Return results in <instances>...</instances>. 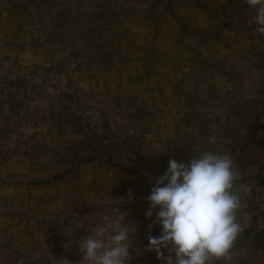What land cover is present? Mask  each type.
Returning a JSON list of instances; mask_svg holds the SVG:
<instances>
[{"label":"rangeland","instance_id":"rangeland-1","mask_svg":"<svg viewBox=\"0 0 264 264\" xmlns=\"http://www.w3.org/2000/svg\"><path fill=\"white\" fill-rule=\"evenodd\" d=\"M111 1L118 0H0V242L3 235L13 239L5 233L16 228L21 254L39 249L15 264L30 258L34 263L45 258L48 264H78L79 240L91 235L95 226L110 230L113 209L120 208L125 222L135 225L129 262L149 244L157 209L152 219L145 213L156 179L171 159L186 163L201 151L231 154L237 188L251 187L250 196L240 193V210L255 206L264 214V129L257 131V143L248 138L253 119L264 114V73L254 64L258 56L264 58V39L252 29L244 32L245 22L230 30L226 42L211 45L195 60L196 53L180 42L179 22L165 15L158 20L168 34L155 39L148 53L141 42L152 41L162 26H150L158 1L121 0L134 7L130 18L120 6L114 12L124 18L123 24L110 21L113 10L102 19L100 7ZM165 1L174 3L186 27H203L212 15L193 8V0ZM198 1L224 20L234 10L250 15L255 9L246 8L244 0ZM143 15L151 18L140 24ZM116 38L124 45L129 42L131 53L110 45ZM65 42L80 55L69 56ZM85 46L89 51H82ZM126 54L145 59L132 57L131 62ZM157 55L159 71L148 65ZM210 63L221 67L220 72H207L203 66ZM18 77L25 80V100L23 87L15 90L12 84ZM231 77L234 81L228 83ZM55 84L78 92L73 94L79 101L69 104L70 112L83 118L81 133L63 124ZM19 99L20 109L15 107ZM180 130L184 135H177ZM69 147L75 158L90 162L73 171L67 166ZM64 173L66 178L56 185H44ZM245 217L240 222L243 230L251 224V217ZM48 224L59 233L58 254L41 232ZM259 227L264 229L263 219ZM7 246L0 249V264H11L3 263L4 256L13 254ZM229 264H264V250L232 251Z\"/></svg>","mask_w":264,"mask_h":264},{"label":"clouds","instance_id":"clouds-1","mask_svg":"<svg viewBox=\"0 0 264 264\" xmlns=\"http://www.w3.org/2000/svg\"><path fill=\"white\" fill-rule=\"evenodd\" d=\"M256 9L253 24L264 35V0H244ZM229 153L197 152L188 162L169 161L166 172L156 179L147 197L145 215L161 227L159 237L149 236L147 251H154L164 264H229L232 250L243 231L238 221L241 192L251 195V187L241 185ZM129 197H132L129 192ZM113 226L108 231L92 229L79 240L82 260L78 264H127L135 225L127 224L124 212L113 209ZM164 249L169 250L165 257ZM174 254V258H173Z\"/></svg>","mask_w":264,"mask_h":264},{"label":"trees","instance_id":"trees-1","mask_svg":"<svg viewBox=\"0 0 264 264\" xmlns=\"http://www.w3.org/2000/svg\"><path fill=\"white\" fill-rule=\"evenodd\" d=\"M158 1V5L155 8V11L153 13V17H152V21H150V26H155L153 24L159 25L161 26V28H159L156 33L154 34L153 40L152 41H146L143 40L141 43H143V47L147 48V52L149 53V51L151 49L154 48L155 45V39L157 38H162L164 37V35L168 34V31H166L163 28V21L162 20H158V18L160 16H165V15H170L171 19H174V21H178L179 22V28L181 30V34L182 39L180 40L181 43H186L187 44V48L188 50H190L191 52L196 53L195 58L193 59H201L203 58L202 52L203 50H205L207 48V50L210 48L211 45H216L217 43L222 44V42H226L229 38H231L230 36V30H234L236 28H241L243 26H245V22H247L248 26H245L246 29L244 30H253L254 35H258L260 39H264V35H260L257 32V28L261 27L260 25L257 24H253L252 22V17H254L256 15V11L251 10L249 11L250 15H246V13H242V12H235L234 10V14L233 16H231L229 19H223L222 16L220 14H216L213 13V10L210 8V6H207V3L203 4L202 2H199L198 0H193L194 1V6L193 8L195 9H200L201 11H203L205 14L209 13L212 14L210 15V17H208L207 22L205 23V25L203 27H198L197 24L189 27V25H187V27L185 26L184 23V18H182L179 14H177L176 12H174V3L172 2H167L165 0H157ZM125 2V3H124ZM121 2V0H118L117 2L115 1H111L108 2V5L105 6H101L100 7V15H103L102 19H104L107 10H113L111 13V18L110 21H116V22H121L123 24V20L124 18H121L120 15L117 16L116 13H114L116 11V9L120 6L123 9H127L126 10V14L125 16L127 18H130L129 15L131 16L134 12V7L130 4H128V2L124 1ZM110 3V4H109ZM130 5V7H129ZM244 6V4H243ZM242 6V8H243ZM246 8L248 7V5L245 3ZM80 7V5H79ZM118 8V9H121ZM137 9V8H136ZM228 9L225 10V13H227ZM248 13V12H247ZM151 17L145 18V16L143 15L142 20L139 22L141 23H146V20H150ZM168 19V20H171ZM217 21L222 24V26H220V24H217ZM117 26H119L118 24H116ZM186 29H185V28ZM157 28V27H156ZM86 39V38H85ZM81 40H84V38H81ZM92 40V39H91ZM86 41V40H85ZM88 41V40H87ZM35 44V43H34ZM110 45H112L113 47L115 46V49H118L123 52V51H127L129 53H131L132 48H129V42L124 45L123 43H120V41L116 38V43L111 42ZM65 46L67 47V50L69 52V56L72 57H76L79 56V54L74 53L73 51L75 50V46L74 47H70L68 42H65ZM93 47H95V44L93 45ZM86 49H82V51H89L87 49V46H85ZM110 49V48H109ZM125 49V50H124ZM118 50V51H119ZM147 53V54H148ZM38 56V54H36ZM132 57H136L133 55H125V58L131 62H135L134 58ZM137 59H145V56H141V57H136ZM208 58V57H207ZM226 60V59H223ZM160 61V57L157 55L156 57H151L149 58V66H151L152 69H156V70H160L161 66H158L157 63H159ZM216 61H222V60H216ZM256 66L255 68L257 70H259V72L261 73V75H263L264 73V58L262 56H258V60L256 63H254ZM205 69H207V72L209 73H215L217 74L218 72H220L221 67H217L216 65H212L211 63L209 65H204L203 66ZM7 76V75H6ZM216 76V75H215ZM232 80L234 81V78H228L227 82L228 83H232ZM24 78L23 77H18L16 80L13 81V85H15V90H18L19 87H23V92L22 94V100H25L24 95H27V91H26V86L24 85ZM10 84V83H9ZM264 84V83H263ZM57 85V84H55ZM185 83H182V86H184ZM10 86L12 87V85L10 84ZM38 86L36 84L32 85V91H36V88ZM215 91L218 90V86H213ZM53 88L57 91H59V94H55V103H59L58 105H61V109L60 112L62 113L64 120H63V124H66L67 126L71 125L74 128H77L73 133H81L80 131L82 130V122H83V118L79 115L77 116L76 114L74 115L73 113L70 112L71 104H69L70 101H74L77 98V101H79V98L76 96V94H73L74 92L78 93L77 91H72L71 88H67L65 86H53ZM44 91H45V86H44ZM65 91L67 93H65ZM212 92H214V90H212ZM186 93V90H183V94ZM79 95V94H78ZM63 97V98H62ZM57 99V100H56ZM22 100L19 99L18 103L15 104V107H19V109L21 108V104H22ZM183 108L186 109L187 104H183ZM63 109H66L64 111H61ZM188 112V110H184V114H186ZM261 112V111H259ZM262 113V112H261ZM183 121H186V118H182ZM264 129V114H258L257 117H255L253 119L252 125L248 130V138L249 141H252L253 143H257V131L259 130H263ZM184 131V130H182ZM182 131H177V135L181 134ZM76 132V133H75ZM185 133V131H184ZM183 134V133H182ZM184 135V134H183ZM81 137L79 139V143L77 145L76 148H81L82 147V143H81ZM70 147L68 148L67 151V166H72L73 167V171L77 170L82 164H86L90 161H85L83 158H75L76 154H72L71 152H69ZM93 160V159H91ZM66 174H57L53 177V181L51 183H47L44 182V185H56L59 181L58 180H62L66 178ZM32 185H41L42 183L40 182H32ZM159 211V209H157V212ZM238 221L243 222L244 219L246 218V215H249L251 217V224L248 225L246 228H244V230L239 234L238 239L235 242V246L233 248L232 251H238V250H250V251H259V250H264V229L261 230L259 227V221L261 219L264 220V214L259 212L258 209L255 206H251L249 208L240 210L238 213ZM155 219L153 220V223L151 225V236L154 237H159L161 235V227L159 226L158 223H155ZM46 224V223H44ZM41 232L45 235L46 240L50 241L51 244H53L54 246L57 247L58 251L57 254L60 251V245H59V233L56 230V228L52 225V224H48L46 231L43 230V226L41 227ZM15 229L10 230V232H8L9 230L6 231L5 234L10 233V236L13 237V239H7L5 235L2 236L1 238V242L0 245L2 244V246H0V249H7L8 250V245H11V251L13 252V254L10 256H8V254L6 256H4L3 258V263H6L5 260H12L11 264H15V262H18L19 260H24L25 258L31 257V254H35L36 252H38V248L37 251L35 252V250H33V252L31 254H28V256H24L23 254H21V247L16 245V241L15 239L18 237V233L15 232ZM6 230V229H5ZM36 235H38V233H36ZM13 241H15V245L17 247L14 246V244L12 243ZM18 244V243H17ZM164 254H170L169 250L164 249ZM1 252V251H0ZM3 252H1L2 254ZM7 253V252H6ZM138 255L136 257L130 258V261L127 262V264H162L161 263V259H158L157 254L154 251H141L139 253H137ZM173 258H174V254H173ZM48 264L47 260L45 258H41L39 261H37V263H34L33 261H31V258L28 260H25L23 262V264ZM7 264V263H6Z\"/></svg>","mask_w":264,"mask_h":264}]
</instances>
